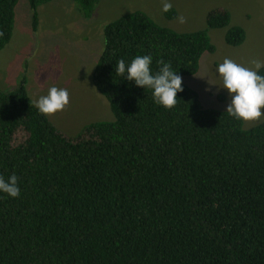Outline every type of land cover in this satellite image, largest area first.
<instances>
[{
  "label": "trees",
  "instance_id": "obj_1",
  "mask_svg": "<svg viewBox=\"0 0 264 264\" xmlns=\"http://www.w3.org/2000/svg\"><path fill=\"white\" fill-rule=\"evenodd\" d=\"M52 1L29 0L34 31L39 6ZM73 1L89 19L100 0ZM18 2L0 0V50ZM230 22L227 9L197 31L138 9L109 21L93 82L114 119L75 137L38 111L25 75L0 88V174L15 173L21 188L17 198L0 193V264H264V122L245 128L184 82L177 105L164 108L115 70L151 54L153 71L162 59L193 75L216 50L209 29ZM246 37L241 25L225 33L232 46Z\"/></svg>",
  "mask_w": 264,
  "mask_h": 264
},
{
  "label": "rangeland",
  "instance_id": "obj_2",
  "mask_svg": "<svg viewBox=\"0 0 264 264\" xmlns=\"http://www.w3.org/2000/svg\"><path fill=\"white\" fill-rule=\"evenodd\" d=\"M177 16L162 11V0H100L93 16L83 18L73 0H54L39 6V27H32L29 0H19L15 30L9 44L0 50V88L10 89L25 75L29 95L37 101L49 87L66 88L70 103L62 111L48 115L67 136H77L90 122L114 119L111 104L93 82V74L104 49V26L117 17L143 10L159 24L179 32L207 27L208 13L227 9L231 25L247 32L244 43L227 44L229 26L210 28L214 52H205L197 73L184 75L183 82L194 88L204 107L226 110L230 97L217 90L220 83L217 65L225 57L253 67L255 59L264 60V0H171ZM178 13L185 17L181 23ZM211 89V90H208ZM223 96V97H222ZM264 122V117L244 121L245 128ZM23 133L18 134V138ZM71 135V136H70Z\"/></svg>",
  "mask_w": 264,
  "mask_h": 264
},
{
  "label": "clouds",
  "instance_id": "obj_3",
  "mask_svg": "<svg viewBox=\"0 0 264 264\" xmlns=\"http://www.w3.org/2000/svg\"><path fill=\"white\" fill-rule=\"evenodd\" d=\"M171 8V0H162V11L167 12ZM178 19L181 23L185 21V17L179 13ZM152 62L151 54L137 55L130 62L118 60L115 70L128 81H134L136 86L151 90L156 104L172 109L178 103L177 93L184 89L183 78L172 69L170 62L162 59L157 61L158 71H153ZM251 63L253 67H248L225 57L216 68L220 83L210 80L212 84L218 85L217 90L227 91L230 102L226 112L237 120L255 121L264 117V75L259 72L264 68V60L255 59ZM69 103L68 89L53 85L48 88L47 94L39 96L36 107L47 116L64 110ZM0 193L12 198L21 195L19 178L15 173L7 177L0 174Z\"/></svg>",
  "mask_w": 264,
  "mask_h": 264
}]
</instances>
